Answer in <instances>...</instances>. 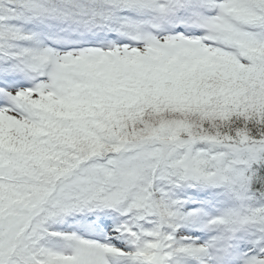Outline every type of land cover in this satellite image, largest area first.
Instances as JSON below:
<instances>
[{
    "label": "snow or ice",
    "instance_id": "1",
    "mask_svg": "<svg viewBox=\"0 0 264 264\" xmlns=\"http://www.w3.org/2000/svg\"><path fill=\"white\" fill-rule=\"evenodd\" d=\"M0 264H264V0H0Z\"/></svg>",
    "mask_w": 264,
    "mask_h": 264
}]
</instances>
